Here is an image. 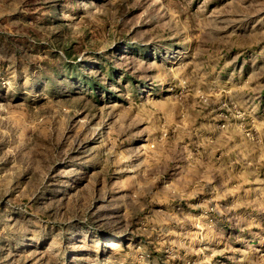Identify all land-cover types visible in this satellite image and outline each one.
<instances>
[{"label": "rangeland", "instance_id": "rangeland-1", "mask_svg": "<svg viewBox=\"0 0 264 264\" xmlns=\"http://www.w3.org/2000/svg\"><path fill=\"white\" fill-rule=\"evenodd\" d=\"M0 264H264V0H0Z\"/></svg>", "mask_w": 264, "mask_h": 264}]
</instances>
